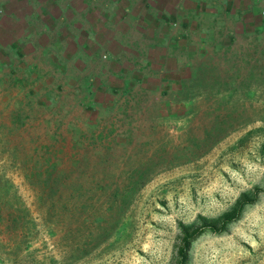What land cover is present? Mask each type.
<instances>
[{"label":"rangeland","instance_id":"374dc122","mask_svg":"<svg viewBox=\"0 0 264 264\" xmlns=\"http://www.w3.org/2000/svg\"><path fill=\"white\" fill-rule=\"evenodd\" d=\"M255 192L188 264H264V0H0V264H178Z\"/></svg>","mask_w":264,"mask_h":264},{"label":"trees","instance_id":"16d2710c","mask_svg":"<svg viewBox=\"0 0 264 264\" xmlns=\"http://www.w3.org/2000/svg\"><path fill=\"white\" fill-rule=\"evenodd\" d=\"M61 173V174H60ZM58 178L49 177V185L45 195H47L49 201L59 202L64 199H70V195L73 189L66 185L67 178H70L71 172H60ZM52 175V174H51ZM65 193V194H64ZM64 194V196H63ZM257 192L250 195L243 194L240 199L236 202L235 206L227 213L223 214L219 221H213L210 223H204V225L190 233L184 235L182 239V245L178 250V264H188V253L190 245L202 234L213 233L223 234L227 230V227L240 220L246 207L254 206L257 203ZM56 204V203H53Z\"/></svg>","mask_w":264,"mask_h":264},{"label":"crops","instance_id":"0c3cea01","mask_svg":"<svg viewBox=\"0 0 264 264\" xmlns=\"http://www.w3.org/2000/svg\"><path fill=\"white\" fill-rule=\"evenodd\" d=\"M159 16V15H158ZM156 16L153 18V20L151 19L150 22L152 21V23L155 24V26H153V35L150 38H146V29L144 28H139L138 32V37L139 39L144 38L145 41L140 40L141 42H146L147 43H152V45L154 46H158V44H160V42H164L163 44L166 45V47H162V50L166 53L165 58L167 59H172L174 61H177V59H179L180 57L177 56L175 54H171L169 48L172 49V51H174L175 48L178 47V44H184L185 45V35H183V33H176V34H171L170 30L168 31V33H164L162 31L163 25L161 22H159L160 18ZM146 22V21H145ZM149 21H147V24L145 27L146 28H151V26L148 23ZM161 38V40H160ZM176 42V45H173V43ZM145 44V43H144ZM183 48H179L178 50L180 51Z\"/></svg>","mask_w":264,"mask_h":264}]
</instances>
